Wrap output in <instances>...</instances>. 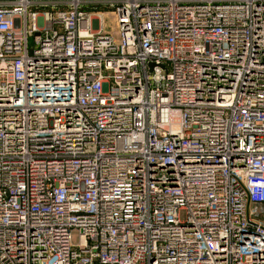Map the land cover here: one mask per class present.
Listing matches in <instances>:
<instances>
[{
	"label": "built area",
	"instance_id": "built-area-1",
	"mask_svg": "<svg viewBox=\"0 0 264 264\" xmlns=\"http://www.w3.org/2000/svg\"><path fill=\"white\" fill-rule=\"evenodd\" d=\"M0 264H264V0H0Z\"/></svg>",
	"mask_w": 264,
	"mask_h": 264
},
{
	"label": "rangeland",
	"instance_id": "rangeland-1",
	"mask_svg": "<svg viewBox=\"0 0 264 264\" xmlns=\"http://www.w3.org/2000/svg\"><path fill=\"white\" fill-rule=\"evenodd\" d=\"M103 27H104V32L107 34H113L115 32L113 15L110 12L107 11L103 12Z\"/></svg>",
	"mask_w": 264,
	"mask_h": 264
}]
</instances>
